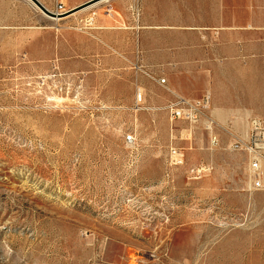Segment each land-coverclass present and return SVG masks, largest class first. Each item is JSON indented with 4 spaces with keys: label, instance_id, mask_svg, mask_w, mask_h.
<instances>
[{
    "label": "rangeland",
    "instance_id": "1",
    "mask_svg": "<svg viewBox=\"0 0 264 264\" xmlns=\"http://www.w3.org/2000/svg\"><path fill=\"white\" fill-rule=\"evenodd\" d=\"M197 23L212 61L194 60ZM260 51L264 0H110L60 20L0 0V264H264V188L231 146L259 144ZM208 91L216 147L171 116Z\"/></svg>",
    "mask_w": 264,
    "mask_h": 264
},
{
    "label": "built area",
    "instance_id": "2",
    "mask_svg": "<svg viewBox=\"0 0 264 264\" xmlns=\"http://www.w3.org/2000/svg\"><path fill=\"white\" fill-rule=\"evenodd\" d=\"M51 2V10H49L45 4L43 5L47 7L49 11L58 15L67 13L72 9L68 6V0H51ZM160 82L166 83V80L162 79ZM211 102L212 96L209 92H206L201 98L196 99L181 97L173 106L171 116L172 120L183 119L195 125H199L200 123L205 124V129L209 132L210 144L216 147L220 144V137L217 132L218 124L211 115ZM249 125L251 137L254 134L259 135V144L255 143L254 148L250 139L245 140L242 136H234V141L231 146L234 150H245L250 153L249 168L251 172V184L255 190H261L264 188V178L262 177L264 170V118H252L249 121ZM135 141L136 138L134 134H129L125 137L126 143L132 144ZM169 155L171 164L174 166L182 165L185 161V153L180 148L172 147Z\"/></svg>",
    "mask_w": 264,
    "mask_h": 264
},
{
    "label": "crops",
    "instance_id": "3",
    "mask_svg": "<svg viewBox=\"0 0 264 264\" xmlns=\"http://www.w3.org/2000/svg\"><path fill=\"white\" fill-rule=\"evenodd\" d=\"M85 1H87V0H77V1H75V3H73V4H70V1L68 0V6H70L71 8H75V7H77V6H79V5H81V4H83V2H85ZM189 28L191 29V30H195L196 31V34H200L201 36V38L202 39H205L206 41V50H207V52H206V54H205V57L203 56V57H197L196 59H194L196 62H200L201 60H206L207 62H209V61H212L213 60V56L211 55V53H210V39H207L210 35H209V33L207 32V31H209V30H212V29H214L211 25H208V24H202V23H197V24H194V25H190L189 26ZM220 34V32H216V36L217 35H219ZM260 40H263V39H260ZM261 43H262V41H261ZM236 45H235V48L238 50L239 49V47H240V45H239V43H235ZM263 51L261 52L260 51V53H259V57H260V59H262L263 58ZM233 59H235V60H240L241 59V55H240V53L239 52H236L235 53V55H232L231 56ZM227 58H230V56L229 57H227ZM208 73L210 72V69H209V66H208V68H207V70H206ZM209 92V91H208ZM210 93V92H209ZM211 94V93H210ZM211 107H212V105H211ZM214 107H215V109H214V113H217V115L219 114L220 116H222L223 117V119H222V121H224L225 120V122H227L229 119H232L231 117H233L234 116V114H236L235 112L236 111H234V110H232V109H229V108H227V109H223V108H221L220 106H218L217 104L216 105H214Z\"/></svg>",
    "mask_w": 264,
    "mask_h": 264
},
{
    "label": "water",
    "instance_id": "4",
    "mask_svg": "<svg viewBox=\"0 0 264 264\" xmlns=\"http://www.w3.org/2000/svg\"><path fill=\"white\" fill-rule=\"evenodd\" d=\"M36 6H38L46 15L48 16H53V17H56V16H60V17H65V16H68V15H71L72 13L76 12V11H79L89 5H92L94 3H96L97 1L99 0H88L86 2H84L83 4L71 9L70 11H68L67 13H64V14H60V15H57L56 13H53L51 11H49L39 0H31Z\"/></svg>",
    "mask_w": 264,
    "mask_h": 264
},
{
    "label": "bare ground",
    "instance_id": "5",
    "mask_svg": "<svg viewBox=\"0 0 264 264\" xmlns=\"http://www.w3.org/2000/svg\"><path fill=\"white\" fill-rule=\"evenodd\" d=\"M31 1V0H30ZM108 1H110V0H99V1H97L96 3H94V4H92V5H89V6H87V7H85V8H83V9H81V10H79V11H76V12H74V13H72L71 15H68V16H72V15H74V14H77L78 12H83V11H85V10H88V9H91V8H95V7H97V6H99V5H101V4H103V3H105V2H108ZM33 2L31 1V4H32ZM34 4V3H33ZM35 5V4H34ZM36 6V5H35ZM38 7V6H37ZM39 8V7H38ZM47 8V7H46ZM40 9V8H39ZM41 10V9H40ZM45 14V13H44ZM58 15V14H57ZM60 15V14H59ZM48 16V15H47ZM68 16H65V17H60V16H56V17H51L50 16V18L51 19H54V20H60V19H63V18H67Z\"/></svg>",
    "mask_w": 264,
    "mask_h": 264
}]
</instances>
